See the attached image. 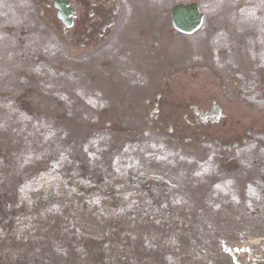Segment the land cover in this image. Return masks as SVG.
<instances>
[{"label":"rangeland","instance_id":"1","mask_svg":"<svg viewBox=\"0 0 264 264\" xmlns=\"http://www.w3.org/2000/svg\"><path fill=\"white\" fill-rule=\"evenodd\" d=\"M188 1L199 4L204 21L192 35H178L169 10ZM120 8L109 45L89 62L65 66L64 89L52 79L54 87L41 93L44 61L57 57L43 53L27 79L0 68V264H264V187L252 184H263L264 121L258 143L230 149L248 156L238 176L217 166L207 172L211 164L175 149L176 122L166 114L171 103L185 106L180 92L168 93L183 81L187 91H213L226 103L215 68L241 81L250 69L237 54L224 66L230 46L249 52L243 41L252 36V62L263 63L264 0H124ZM169 44L172 55L188 52L182 66L171 65ZM247 111L234 113L241 127L248 126ZM203 148L208 156L219 151ZM217 171L223 180L239 178L237 186L209 184ZM198 173L210 180L199 181ZM162 185L172 197L157 208L151 197Z\"/></svg>","mask_w":264,"mask_h":264},{"label":"flooded vegetation","instance_id":"2","mask_svg":"<svg viewBox=\"0 0 264 264\" xmlns=\"http://www.w3.org/2000/svg\"><path fill=\"white\" fill-rule=\"evenodd\" d=\"M56 2L63 3L65 8L72 10L70 24L66 26L57 13ZM124 0H0V50L6 51L9 56L8 64L17 66L23 70L24 74L28 68L36 65L43 60L41 55V46L49 40L47 55L51 58L57 57L56 65L58 69L68 63L66 59L68 54H72L73 62L77 63L95 53L102 47H107L112 37V27L121 14V6ZM252 31V28H251ZM46 34L40 42L36 38L41 34ZM35 34V36H34ZM252 36L249 39V45L252 47ZM13 52V55L11 56ZM67 52V54H66ZM33 54V55H32ZM60 58V59H59ZM67 60V61H66ZM30 66V67H29ZM25 67L26 70L24 69ZM249 75L242 76L239 80L229 72V69H221L218 72L217 81L219 83L221 95L227 100L239 98L241 94L249 93L252 97V115L264 116V66L256 67L252 63V51L250 60ZM19 84V83H18ZM26 92V88L24 91ZM195 100L192 95L189 96ZM185 100L184 98H182ZM207 99L211 100L212 95L207 92ZM186 112L189 105H185ZM170 121L178 120V108L176 103H171L169 111L166 112ZM197 112L195 115H198ZM249 130H247V140L251 143H258V130L260 124L256 119H249ZM236 120L235 124H238ZM234 122L224 118L222 123L211 130H207L205 125L184 124L189 133L199 132L208 137L210 141L219 145L235 146L239 140V132ZM202 127V128H201ZM215 141L212 135H215ZM246 139V138H245ZM219 166L225 165L228 168L231 165L236 168L235 155H226L219 157ZM251 164L249 173L252 176V164L256 162L250 158ZM252 181L254 187L263 190L264 174L260 175V182ZM162 197L158 201V206L162 204Z\"/></svg>","mask_w":264,"mask_h":264},{"label":"water","instance_id":"3","mask_svg":"<svg viewBox=\"0 0 264 264\" xmlns=\"http://www.w3.org/2000/svg\"><path fill=\"white\" fill-rule=\"evenodd\" d=\"M172 26L180 31L190 32L200 25L201 16L195 4L176 5L171 11Z\"/></svg>","mask_w":264,"mask_h":264}]
</instances>
